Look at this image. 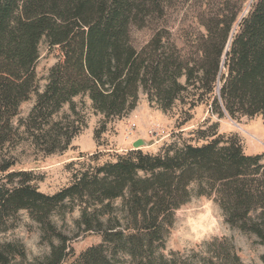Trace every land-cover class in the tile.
I'll return each mask as SVG.
<instances>
[{"label": "trees", "instance_id": "16d2710c", "mask_svg": "<svg viewBox=\"0 0 264 264\" xmlns=\"http://www.w3.org/2000/svg\"><path fill=\"white\" fill-rule=\"evenodd\" d=\"M131 28L151 32L140 49ZM41 42L58 60L39 91ZM140 92L163 113L180 106L185 122L203 106L264 125V0H0V233L23 211L49 247L28 261L22 244H0V264H242L227 239L194 260L162 254L175 212L193 196L212 198L231 228L264 245V152L247 155L217 124L193 132L197 144L153 154L129 149L104 162L79 155L67 166L78 167L68 185L51 195L31 171L15 169L10 151L24 137L46 156L68 149L84 127L73 99L86 98L104 126L131 113ZM64 106L69 114L59 117ZM75 205L76 225L100 238L78 254L51 221Z\"/></svg>", "mask_w": 264, "mask_h": 264}, {"label": "rangeland", "instance_id": "374dc122", "mask_svg": "<svg viewBox=\"0 0 264 264\" xmlns=\"http://www.w3.org/2000/svg\"><path fill=\"white\" fill-rule=\"evenodd\" d=\"M244 7V12L248 9ZM186 6L183 7L182 11ZM150 30L131 28L130 39L136 49L143 47L149 40ZM58 60L56 49H49L44 42L39 45V58L35 66L38 88L41 91L46 83L48 70ZM34 96L30 101L22 104L19 115L14 120L25 119L32 108ZM77 106L79 121L84 120V127L80 128L65 151L57 150L46 156L42 147L36 146L31 140H23L10 151V157L15 162V169L31 171L36 178L38 190L51 195L65 187L70 182L71 170L77 166H67L78 163L77 157L85 158L97 155L101 162L110 160L115 154H123L131 149V144L136 139H142L146 146L141 150L147 153H156L162 146L171 143L197 144L193 135L198 129L205 130L212 124H217V133L224 136L235 135L240 140L242 148L247 155H256L264 152V125L261 117H242L232 120L224 114L218 118L210 114L207 108L200 106L191 111V119L184 120L181 107L176 105L168 112H161L155 107H150L143 93L138 95L136 108L126 117L112 120L103 126L100 115L94 114L90 109V102L83 97L73 99ZM69 114V107L64 106L59 117ZM134 123L135 128H131ZM153 124L161 125L165 134L162 137H150L148 131ZM75 127V124L73 128ZM81 127V126H80ZM98 130L99 136L95 139L94 133ZM72 168V169H71ZM70 207V206H68ZM79 207L73 206L72 210L59 211L51 216V221L57 231L68 239L69 247L75 254L87 247L96 245L100 238L94 232L86 233L76 225L79 219ZM14 228L0 233V244L20 243L25 249L28 261L41 259L48 255L49 247L42 241L39 226L28 218L26 212H20ZM227 239L233 245L242 264H264L261 256L264 255V245L252 234L243 233L231 228L224 215L212 198L195 197L175 212L173 227L165 239L162 254L170 257H189L194 260V255L206 251V247L214 240ZM15 261L13 264H17Z\"/></svg>", "mask_w": 264, "mask_h": 264}, {"label": "built area", "instance_id": "2783aa9c", "mask_svg": "<svg viewBox=\"0 0 264 264\" xmlns=\"http://www.w3.org/2000/svg\"><path fill=\"white\" fill-rule=\"evenodd\" d=\"M135 124L134 123H132L131 124V128H135ZM165 134V130H164V128L161 126V125H159V124H153L152 126H151V128L149 129V131H148V135L150 136V137H155V136H157V137H162L163 135Z\"/></svg>", "mask_w": 264, "mask_h": 264}, {"label": "water", "instance_id": "95a60500", "mask_svg": "<svg viewBox=\"0 0 264 264\" xmlns=\"http://www.w3.org/2000/svg\"><path fill=\"white\" fill-rule=\"evenodd\" d=\"M244 7H246V5ZM217 91H218V89H217ZM145 146H146L145 142L138 140V141L133 143L132 148L133 149H141L142 147H145Z\"/></svg>", "mask_w": 264, "mask_h": 264}, {"label": "crops", "instance_id": "0c3cea01", "mask_svg": "<svg viewBox=\"0 0 264 264\" xmlns=\"http://www.w3.org/2000/svg\"><path fill=\"white\" fill-rule=\"evenodd\" d=\"M138 140L143 141L142 139H136V141H138ZM136 141H134V142H136ZM134 142H133V143H134ZM143 142H144V141H143ZM133 143H132L131 145H133ZM131 149H133L132 146H131Z\"/></svg>", "mask_w": 264, "mask_h": 264}]
</instances>
